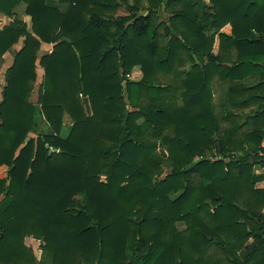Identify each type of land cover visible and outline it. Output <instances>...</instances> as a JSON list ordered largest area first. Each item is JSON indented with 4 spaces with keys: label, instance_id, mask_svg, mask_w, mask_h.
<instances>
[{
    "label": "trees",
    "instance_id": "trees-1",
    "mask_svg": "<svg viewBox=\"0 0 264 264\" xmlns=\"http://www.w3.org/2000/svg\"><path fill=\"white\" fill-rule=\"evenodd\" d=\"M0 12L12 18L0 62L21 42L0 99V264H224L216 251L264 264V0H0ZM214 79L245 118L216 111Z\"/></svg>",
    "mask_w": 264,
    "mask_h": 264
},
{
    "label": "rangeland",
    "instance_id": "rangeland-1",
    "mask_svg": "<svg viewBox=\"0 0 264 264\" xmlns=\"http://www.w3.org/2000/svg\"><path fill=\"white\" fill-rule=\"evenodd\" d=\"M25 3L24 2H21L18 6H17V9H20ZM119 12L120 13H124L125 10L122 8L119 9ZM11 20V19H10ZM40 67V66H39ZM40 72H42L41 70L38 71V76H37V80L35 82V88H34V91H33V94L31 96V99L33 101H37L38 100V90H39V83H40ZM44 73V72H43ZM131 74V77L133 76V73L132 71L129 72ZM127 77V76H126ZM215 82V83H213ZM211 85H212V88L213 90H215V92L213 93L214 97V102H215V107H216V111H221V110H225L227 111V109L229 108H233L234 111H236V115L237 117L241 116L240 119H243L245 118L246 114L251 110V107H244V108H237L233 105H230L229 104H226V101L224 99V96H225V90H226V87L228 85V82H225V81H222V83H220L219 81H217V79H214V81L212 80L211 82ZM180 98H178L179 100ZM226 107V108H225ZM225 108V109H224ZM92 112V111H91ZM65 122H66V125L70 124L71 125V122H69V116L66 115L65 118H64ZM67 122H69L67 124ZM43 124V123H42ZM222 124L224 126H227L230 124L229 121H226L224 120L222 122ZM46 129V127L44 128ZM31 135H35L34 132H30ZM253 163H255V159L253 161ZM254 169L258 172H264V166H262V164H255L254 165ZM167 170V169H166ZM7 174H8V166L5 165V164H2L0 165V176L2 177H7ZM162 175H164V173H162ZM101 178L104 179L105 178V175L102 174L101 175ZM257 186H260V187H264V179H261L259 181H257L256 183ZM2 198V195L0 196V199ZM264 210V209H263ZM180 227H184V223L183 222H179V225ZM26 243L29 244L32 248H33V251L34 253L36 254V256L39 258L40 255H41V248H40V244H41V240L38 239V238H35V237H32V236H27L26 239H25ZM252 242V239L250 238L248 240V242L246 243V246H244L242 249H241V253L244 252L246 250V247H247V244L249 245L250 243ZM213 255H215V253H212ZM219 256L221 257V259L223 260V263L224 264H227V261L225 260L224 256L221 255L219 253V251H216V256Z\"/></svg>",
    "mask_w": 264,
    "mask_h": 264
},
{
    "label": "crops",
    "instance_id": "crops-1",
    "mask_svg": "<svg viewBox=\"0 0 264 264\" xmlns=\"http://www.w3.org/2000/svg\"><path fill=\"white\" fill-rule=\"evenodd\" d=\"M206 1H208V0H206ZM17 6L14 9L15 13L18 14L19 16H22L25 20L29 21L30 20V16L28 14H26V11H25L26 10V3L20 9H17ZM170 15H171L170 12L165 11V10H160V12H159L160 18L159 19L160 20H168ZM10 19H12V18L0 12V28H2L4 26V24H6L8 21H10ZM221 30L222 31H226V32H230L231 31L230 23L225 24L221 28ZM20 46H21V42L15 44L10 50H8L3 55V58H2V60L0 62V99H2V91H3V88H4L5 70H6V68L9 65L12 64L13 59H14V53ZM51 49H52V44L51 43L43 42L42 47H41V53H43L45 51H50ZM186 62H187L186 63V65H187L188 61H186ZM177 67H180V63L177 64ZM37 70L38 71H40V70L42 71V72H40V80H42V76H43L44 70H43L42 67H38ZM133 73H134L136 79H139L142 76V71H141L139 66L134 67ZM167 76L170 78L169 75H167Z\"/></svg>",
    "mask_w": 264,
    "mask_h": 264
},
{
    "label": "water",
    "instance_id": "water-1",
    "mask_svg": "<svg viewBox=\"0 0 264 264\" xmlns=\"http://www.w3.org/2000/svg\"><path fill=\"white\" fill-rule=\"evenodd\" d=\"M3 89H4V88H3ZM84 105H85V109H86V111H87L88 113H91L92 109H91V105H90V101H89L88 96H85V97H84ZM30 138H31V135H28V136L26 137V141H25V143H27L28 140H29ZM57 150H58V151H61V149H57ZM250 161L253 162V161H254V158L251 157ZM12 167H13V165H12ZM241 208L244 209V207H243L242 205H241ZM96 264H98V262H96Z\"/></svg>",
    "mask_w": 264,
    "mask_h": 264
},
{
    "label": "built area",
    "instance_id": "built-area-1",
    "mask_svg": "<svg viewBox=\"0 0 264 264\" xmlns=\"http://www.w3.org/2000/svg\"><path fill=\"white\" fill-rule=\"evenodd\" d=\"M126 76H127V77H128V76H130V73H129V72H127V73H126ZM81 94H82V93H81Z\"/></svg>",
    "mask_w": 264,
    "mask_h": 264
}]
</instances>
